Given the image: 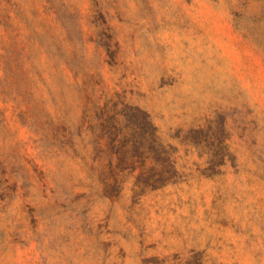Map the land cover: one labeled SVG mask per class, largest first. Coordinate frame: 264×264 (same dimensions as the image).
<instances>
[{
	"label": "rangeland",
	"instance_id": "obj_1",
	"mask_svg": "<svg viewBox=\"0 0 264 264\" xmlns=\"http://www.w3.org/2000/svg\"><path fill=\"white\" fill-rule=\"evenodd\" d=\"M0 264H264V0H0Z\"/></svg>",
	"mask_w": 264,
	"mask_h": 264
},
{
	"label": "trees",
	"instance_id": "obj_2",
	"mask_svg": "<svg viewBox=\"0 0 264 264\" xmlns=\"http://www.w3.org/2000/svg\"><path fill=\"white\" fill-rule=\"evenodd\" d=\"M122 107L116 110L112 119L116 120L118 116L123 117L128 123H138L140 127L139 131V142L136 151L128 156L121 154L120 159L124 161L134 158H139L143 164H146L148 160H153L156 167L150 169H142L137 174L138 183L135 184L137 193L141 194L147 190H156L166 186L167 184L174 183L177 181L178 170L175 166V160L172 158L168 145L164 144L157 134V129L152 123L148 113L131 103H122ZM116 105V104H115ZM114 105V106H115ZM129 151L126 150L125 153ZM102 175V182L108 183V177L105 173ZM115 188L113 185L112 190ZM119 190L117 185L115 191Z\"/></svg>",
	"mask_w": 264,
	"mask_h": 264
}]
</instances>
